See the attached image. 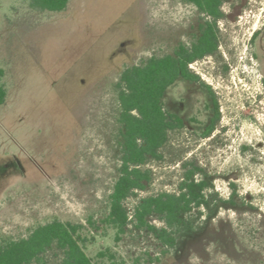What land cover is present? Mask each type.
<instances>
[{"label": "rangeland", "instance_id": "374dc122", "mask_svg": "<svg viewBox=\"0 0 264 264\" xmlns=\"http://www.w3.org/2000/svg\"><path fill=\"white\" fill-rule=\"evenodd\" d=\"M223 9L218 52L191 64L217 95L216 129L203 136L213 114L207 92L178 82L166 106L187 125L149 164L148 190L126 201L133 208L140 197L177 191L186 163L212 183L210 205L186 216L167 253L153 233L132 227L119 242L113 232L98 237L91 255L111 247L128 264H264V67L253 40L264 0ZM199 19L184 0H70L62 11L0 0V242L55 218L105 215L119 176L121 71L190 44Z\"/></svg>", "mask_w": 264, "mask_h": 264}, {"label": "trees", "instance_id": "16d2710c", "mask_svg": "<svg viewBox=\"0 0 264 264\" xmlns=\"http://www.w3.org/2000/svg\"><path fill=\"white\" fill-rule=\"evenodd\" d=\"M184 1L193 4L200 13L193 41L179 44L173 52L152 55L121 71L117 84L120 166L108 198V211L100 218L88 217L85 223L55 218L37 225L25 237L3 239L0 264H128L111 247L99 250L95 256L91 255L90 247L98 237H107L110 232L119 242L135 227L153 233L167 253L176 245V230L187 223L186 216L195 208L210 205L206 191L212 183L207 177L196 178L199 168L186 163L177 191L140 197L133 208L126 204L138 192L148 190L154 179L149 164L164 159L163 148L172 132L187 125L182 115L166 106L168 91L173 86L188 82L199 84L207 92L213 114L203 136L211 135L221 118L216 93L191 69V64L218 52L219 22L225 17L223 6L229 0ZM36 2L42 9L62 11L70 0ZM3 75L4 69L0 67V77ZM6 97L7 89L0 85V106ZM153 215L162 220V226L150 221Z\"/></svg>", "mask_w": 264, "mask_h": 264}, {"label": "flooded vegetation", "instance_id": "af4514ba", "mask_svg": "<svg viewBox=\"0 0 264 264\" xmlns=\"http://www.w3.org/2000/svg\"><path fill=\"white\" fill-rule=\"evenodd\" d=\"M253 40L255 43V56L260 65L264 67V21L256 27L253 33Z\"/></svg>", "mask_w": 264, "mask_h": 264}]
</instances>
